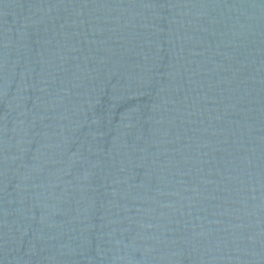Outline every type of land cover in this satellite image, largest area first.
<instances>
[{"label": "water", "instance_id": "obj_1", "mask_svg": "<svg viewBox=\"0 0 264 264\" xmlns=\"http://www.w3.org/2000/svg\"><path fill=\"white\" fill-rule=\"evenodd\" d=\"M0 264H264V0H0Z\"/></svg>", "mask_w": 264, "mask_h": 264}]
</instances>
